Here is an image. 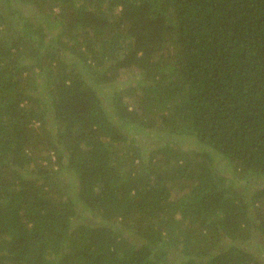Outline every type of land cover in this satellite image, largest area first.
I'll list each match as a JSON object with an SVG mask.
<instances>
[{
    "label": "trees",
    "instance_id": "obj_1",
    "mask_svg": "<svg viewBox=\"0 0 264 264\" xmlns=\"http://www.w3.org/2000/svg\"><path fill=\"white\" fill-rule=\"evenodd\" d=\"M259 251L264 0H0V264Z\"/></svg>",
    "mask_w": 264,
    "mask_h": 264
},
{
    "label": "rangeland",
    "instance_id": "obj_2",
    "mask_svg": "<svg viewBox=\"0 0 264 264\" xmlns=\"http://www.w3.org/2000/svg\"><path fill=\"white\" fill-rule=\"evenodd\" d=\"M124 129H126V128H123V130ZM127 134H132L133 133V131H132V129L129 127V128H127L126 130H124ZM144 136H139V140L141 141V142H143L144 143V146H148V148L147 149H153L154 148V146H152V145H158V144H160V143H162V142H165V140L168 138L169 140H171V141H175V140H177L178 139V137H176V136H169V135H165V134H163V135H161V137H157V134L156 133H154L153 132V129H152V131L150 130V134L147 136V138H143ZM181 140V143H180V147L182 148V149H187L188 148V140L187 139H180ZM151 145V146H150ZM253 179H255V177L254 176H251V180H253ZM239 188H240V186H239ZM251 248V247H250ZM259 253L260 254H262V252H260L259 251ZM260 254H258L257 256L260 258V260L262 261V259H263V257H261L260 256ZM263 254H264V252H263ZM262 254V256H264Z\"/></svg>",
    "mask_w": 264,
    "mask_h": 264
}]
</instances>
